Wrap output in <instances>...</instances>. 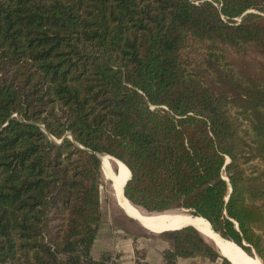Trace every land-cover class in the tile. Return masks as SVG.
Segmentation results:
<instances>
[{"label":"trees","instance_id":"16d2710c","mask_svg":"<svg viewBox=\"0 0 264 264\" xmlns=\"http://www.w3.org/2000/svg\"><path fill=\"white\" fill-rule=\"evenodd\" d=\"M96 152L264 264V0H0V264H105Z\"/></svg>","mask_w":264,"mask_h":264},{"label":"rangeland","instance_id":"374dc122","mask_svg":"<svg viewBox=\"0 0 264 264\" xmlns=\"http://www.w3.org/2000/svg\"><path fill=\"white\" fill-rule=\"evenodd\" d=\"M254 164H258V166L264 167V162L260 159L255 158L253 160H250L249 162L244 163V167H246V171H251ZM102 170L107 176L106 171L103 168ZM102 170L100 173L101 175H100V183H99L100 221L95 234V237L98 236V238L101 239L97 240L95 247L92 246L93 243L90 246L91 257L93 259H100L101 256L105 255L104 257L105 264H117L116 258L118 253H120L121 251H127L129 257V264H151L144 257V252L146 249L149 248V244L151 246L152 242H156L160 240L166 243V246L164 245V247H162V256L163 259L166 260V257L164 256L165 251L167 249H171V250L175 249L174 248L175 242L178 240V238L180 240H183L182 239L183 237L182 236L177 237L174 236V234L164 233V232L155 233V232H160L162 230H166L167 228L150 230L145 226L144 227L141 226L137 221H135L131 216H129L116 204L115 199L113 197L112 183L110 179L107 178L105 174H103ZM107 170L108 173L111 174L112 176L115 175V173L117 172L113 164L108 165ZM137 208L140 209L142 212L146 213L145 210L142 209L141 207H137ZM164 211H166L165 213H178V212H184L185 209H182L181 207H175L174 209L171 208L170 210H164ZM165 213L162 212L160 214H165ZM146 214L153 216L157 215L155 213H146ZM105 238H110L111 240V244H110L111 247L109 246L110 248L108 247V244L105 245L104 247L102 246V243H104ZM203 238L205 239V241H207L212 246H214L208 239H206L205 237ZM101 240L104 241L102 242ZM142 241H146L145 243L147 246L142 244L143 243ZM252 250L253 248H251V252L253 253L252 257L256 258L261 263L260 258ZM195 255H199L198 256L199 261L205 259L206 261H208L209 264H227L226 261L224 260H221L219 258L216 260L211 259L205 254L200 253L198 251L194 252L192 255L189 256H195ZM177 257H178L177 255H174V257H171L170 259L173 260L176 264ZM81 261L83 264H89L87 263V259H85L84 256H82Z\"/></svg>","mask_w":264,"mask_h":264},{"label":"bare ground","instance_id":"6f19581e","mask_svg":"<svg viewBox=\"0 0 264 264\" xmlns=\"http://www.w3.org/2000/svg\"><path fill=\"white\" fill-rule=\"evenodd\" d=\"M99 156L101 170L103 168L106 171L107 176L102 170L103 174H105V176L109 178L112 183L113 197L116 204L137 222L154 229L168 228L170 230H177L186 225H191L206 238H208L211 242L215 243L216 246L222 250V254L230 259V261L228 260L230 264H261L256 258L247 256L242 248L236 245L235 242L223 239V237L219 233L218 236L217 232H215L211 228V226H209L208 220L204 217L201 218V216L197 217L199 215H190L187 210H185L184 212L165 214H160L164 211H145L146 213L157 214L154 216L136 210L139 206H134V204L131 203V201H129L122 193L123 183L128 179V168L124 165L123 162L114 157H111L110 155L100 153ZM110 164H113L117 170V172L113 176L109 174L107 170V166Z\"/></svg>","mask_w":264,"mask_h":264},{"label":"crops","instance_id":"0c3cea01","mask_svg":"<svg viewBox=\"0 0 264 264\" xmlns=\"http://www.w3.org/2000/svg\"><path fill=\"white\" fill-rule=\"evenodd\" d=\"M139 210V209H138ZM141 211V210H139ZM142 212V211H141ZM166 211H164L163 213H165ZM144 213V212H143ZM130 216V215H129ZM134 219V218H133ZM135 220V219H134ZM136 221V220H135ZM139 223V222H138ZM141 226L144 227L143 224L139 223ZM188 226V225H186ZM146 228L152 230L154 228H150V227H147L145 226ZM158 229H163V228H157V229H154V230H158ZM196 229V228H195ZM168 230V228L166 229ZM197 230V229H196ZM164 231V230H162ZM162 231L160 232H155V233H161ZM212 231V230H211ZM214 233V232H213ZM201 234V233H200ZM215 234V233H214ZM203 237H205L203 234H201ZM218 235V234H217ZM219 236V235H218ZM206 238V237H205ZM101 238H98V236L94 237L93 239V245L95 247L96 245V242L97 240H99ZM208 239V238H206ZM224 239V238H223ZM209 240V239H208ZM102 241V240H101ZM104 241V240H103ZM102 241V242H103ZM210 241V240H209ZM144 245H146V241H142ZM211 242V241H210ZM154 243V245H153ZM214 247L222 254V250L220 248H218L216 246L215 243L211 242ZM108 244V247L110 246L111 247V240L110 238H105V241L104 243H102V246L104 247L105 245ZM141 244V245H142ZM164 245L166 246V243H164L163 241H156V242H152V245L150 246L149 244V248L145 250L144 252V257L151 263V264H167L166 260L163 259V256H162V247H164ZM101 246V247H102ZM147 246V245H146ZM102 247V248H103ZM109 247V248H110ZM124 249V248H123ZM125 250V249H124ZM90 251H91V248H90ZM246 254V253H245ZM247 255V254H246ZM198 256L199 255H195V256H178L177 259H176V264H209L208 261H206L205 259H202V261H199L198 259ZM248 256V255H247ZM250 257V256H249ZM253 258V257H251ZM229 259V258H228ZM230 260V259H229ZM116 262L117 264H129V257H128V253L127 251H121L120 253H118L117 255V258H116ZM232 262V261H231Z\"/></svg>","mask_w":264,"mask_h":264},{"label":"water","instance_id":"95a60500","mask_svg":"<svg viewBox=\"0 0 264 264\" xmlns=\"http://www.w3.org/2000/svg\"><path fill=\"white\" fill-rule=\"evenodd\" d=\"M59 140H61V139H59ZM100 153H105V152H96V154H97V156L98 157H100L99 156V154ZM108 154V153H107ZM113 156V155H112ZM113 157H115V156H113ZM115 158H117V157H115ZM117 159H119V158H117ZM120 160V159H119ZM122 161V160H121ZM123 162V161H122ZM124 163V162H123ZM125 182H126V180L124 181V183H123V187H122V193L124 194V185H125ZM125 195V194H124ZM126 196V195H125ZM128 199V198H127ZM129 200V199H128ZM129 201H131V200H129ZM132 202V201H131ZM133 203V202H132ZM134 204V203H133ZM135 205H137V204H135ZM137 206H139V207H141L142 209H144L145 211H150V210H146L144 207H142V206H140V205H137ZM182 209H185V210H188L187 208H183V207H181ZM171 209V208H170ZM170 209H164V210H170ZM174 209V208H173ZM164 210H151V211H164ZM188 213L190 214V215H193V216H197V214H193V213H191V212H189L188 211ZM199 216H201V217H204V216H202V215H199ZM207 219V218H206ZM208 220V219H207ZM209 221V220H208ZM211 225V224H210ZM212 229H213V227H211ZM215 231V230H214ZM219 233V232H218ZM220 234V233H219ZM233 241V240H232ZM235 242V241H234ZM239 245V244H238ZM253 252H254V249L252 250ZM221 254V253H220ZM222 256H224L227 260H229L228 259V257H226L225 255H223V254H221ZM230 261V260H229Z\"/></svg>","mask_w":264,"mask_h":264}]
</instances>
